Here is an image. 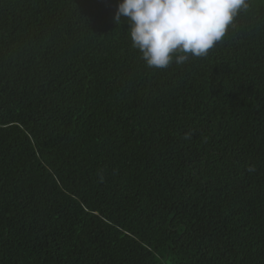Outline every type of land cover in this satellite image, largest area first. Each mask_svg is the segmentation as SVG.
I'll use <instances>...</instances> for the list:
<instances>
[{"label": "trees", "instance_id": "trees-1", "mask_svg": "<svg viewBox=\"0 0 264 264\" xmlns=\"http://www.w3.org/2000/svg\"><path fill=\"white\" fill-rule=\"evenodd\" d=\"M119 0H0V264H264V0L148 68Z\"/></svg>", "mask_w": 264, "mask_h": 264}, {"label": "clouds", "instance_id": "clouds-1", "mask_svg": "<svg viewBox=\"0 0 264 264\" xmlns=\"http://www.w3.org/2000/svg\"><path fill=\"white\" fill-rule=\"evenodd\" d=\"M249 7V0H119L114 23L126 22L146 67L167 69L206 56Z\"/></svg>", "mask_w": 264, "mask_h": 264}]
</instances>
